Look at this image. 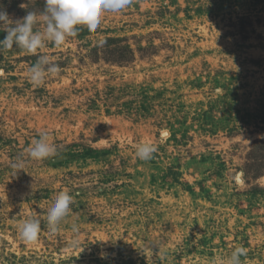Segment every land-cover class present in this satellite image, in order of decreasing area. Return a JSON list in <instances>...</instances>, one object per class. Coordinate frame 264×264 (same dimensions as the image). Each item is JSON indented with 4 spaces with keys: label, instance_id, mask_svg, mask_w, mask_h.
<instances>
[{
    "label": "rangeland",
    "instance_id": "obj_1",
    "mask_svg": "<svg viewBox=\"0 0 264 264\" xmlns=\"http://www.w3.org/2000/svg\"><path fill=\"white\" fill-rule=\"evenodd\" d=\"M43 8L0 0L13 21ZM40 55L60 72L37 86ZM44 133L57 154L33 161ZM236 247L264 264V0H132L96 34L0 54V264H221Z\"/></svg>",
    "mask_w": 264,
    "mask_h": 264
},
{
    "label": "clouds",
    "instance_id": "obj_2",
    "mask_svg": "<svg viewBox=\"0 0 264 264\" xmlns=\"http://www.w3.org/2000/svg\"><path fill=\"white\" fill-rule=\"evenodd\" d=\"M131 5L132 0H44L41 12L28 11L22 19L16 21L10 19L7 11L0 10V30L7 33L5 38L0 40V54L12 50L14 46L26 53L36 54L43 52L48 42L60 48L69 38L77 37L81 28L96 34L105 12H121ZM21 7L25 5L22 4ZM27 71L32 84L38 86L47 75L58 74L60 67L52 63L51 57L40 55ZM57 151V146L49 143L47 133L34 140L32 146L26 149L28 157L37 162L55 156ZM155 151L153 145L137 144L135 155L138 159L147 161ZM13 167L22 168L23 161ZM72 201L73 196L66 190L56 195L47 214V225L51 232L59 230L61 222L71 212ZM73 230L75 231V226ZM40 232V220L31 219L22 225L19 235L25 244L31 245L38 242ZM76 245L74 240L71 246ZM242 256H246V249L236 247L228 257L221 259V264H242ZM101 258H106V254L101 253Z\"/></svg>",
    "mask_w": 264,
    "mask_h": 264
},
{
    "label": "trees",
    "instance_id": "obj_3",
    "mask_svg": "<svg viewBox=\"0 0 264 264\" xmlns=\"http://www.w3.org/2000/svg\"><path fill=\"white\" fill-rule=\"evenodd\" d=\"M5 37H4V32L2 30H0V40H3Z\"/></svg>",
    "mask_w": 264,
    "mask_h": 264
}]
</instances>
